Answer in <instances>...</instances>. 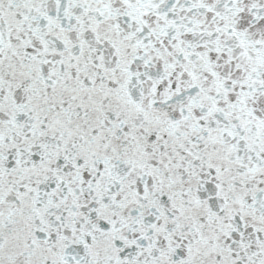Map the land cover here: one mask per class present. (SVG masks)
I'll return each mask as SVG.
<instances>
[{"label": "snow or ice", "instance_id": "obj_1", "mask_svg": "<svg viewBox=\"0 0 264 264\" xmlns=\"http://www.w3.org/2000/svg\"><path fill=\"white\" fill-rule=\"evenodd\" d=\"M0 264H264V0H0Z\"/></svg>", "mask_w": 264, "mask_h": 264}]
</instances>
